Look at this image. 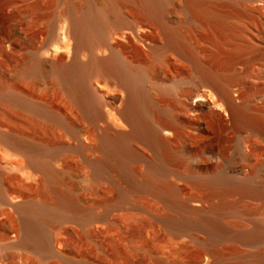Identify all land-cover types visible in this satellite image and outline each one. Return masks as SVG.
<instances>
[{"label":"bare ground","instance_id":"6f19581e","mask_svg":"<svg viewBox=\"0 0 264 264\" xmlns=\"http://www.w3.org/2000/svg\"><path fill=\"white\" fill-rule=\"evenodd\" d=\"M0 260L264 264V0H0Z\"/></svg>","mask_w":264,"mask_h":264},{"label":"rangeland","instance_id":"374dc122","mask_svg":"<svg viewBox=\"0 0 264 264\" xmlns=\"http://www.w3.org/2000/svg\"><path fill=\"white\" fill-rule=\"evenodd\" d=\"M94 134H95V135H94L95 143L98 144V143H99V137H98V134H97L96 132H95ZM18 261H19V259H18ZM8 262H9V261H8ZM8 262H7V261H3V260L1 261V260H0V264H9Z\"/></svg>","mask_w":264,"mask_h":264}]
</instances>
